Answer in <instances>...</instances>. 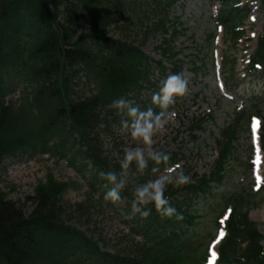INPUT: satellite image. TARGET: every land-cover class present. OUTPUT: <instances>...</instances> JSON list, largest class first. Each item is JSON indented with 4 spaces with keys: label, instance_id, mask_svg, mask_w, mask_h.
I'll return each mask as SVG.
<instances>
[{
    "label": "trees",
    "instance_id": "obj_1",
    "mask_svg": "<svg viewBox=\"0 0 264 264\" xmlns=\"http://www.w3.org/2000/svg\"><path fill=\"white\" fill-rule=\"evenodd\" d=\"M180 1L150 0L153 11L162 15L154 28L168 37L155 49L161 60L154 61L142 52L147 36L138 43L108 38L118 13L111 9L126 0H68L64 12L60 0H0V166L7 158L47 155L82 176L89 172L91 192L107 190L98 173L119 169L103 156L99 130L110 118L118 119L111 107L114 99L124 96L136 102L144 90L157 87L155 71L160 77L166 72L182 74L171 43L186 30L177 19L171 23V36L167 28L168 11ZM215 1L220 5L216 25L223 30L224 45L234 49L244 36L249 10L242 0ZM213 39L214 34L208 39L210 48ZM247 69L264 77V35L257 39ZM255 114L262 120L259 139L264 152V100L257 98L219 132L209 175H194L192 184L166 191L183 220L162 219L155 211L147 219L132 216V195L121 193L134 238L131 249L106 251L99 240L67 224L62 199L71 183L47 175L26 200L32 205L28 214L0 193V264H204L215 234L197 232L199 216L190 210L191 202L211 197L221 184L237 135L242 127L247 130ZM204 121L192 120L191 132L200 131ZM175 157L161 165L175 164ZM254 204L255 197L243 191L223 198L214 220V232L224 231L215 264H242L241 257L243 264H264L263 238L247 213ZM227 209V218L219 224Z\"/></svg>",
    "mask_w": 264,
    "mask_h": 264
},
{
    "label": "rangeland",
    "instance_id": "obj_2",
    "mask_svg": "<svg viewBox=\"0 0 264 264\" xmlns=\"http://www.w3.org/2000/svg\"><path fill=\"white\" fill-rule=\"evenodd\" d=\"M60 1V10L64 12L69 2ZM126 2L118 5L117 10L111 9L112 12L118 13L113 17L114 24L108 30V38L127 39L138 43L147 36L142 52L154 61L161 60L159 52L155 49L168 37L158 28H154V25L162 15L153 11L150 0ZM261 2L262 0H245L244 3H248L250 10L243 23L245 35L234 49L224 46L221 30L217 31L216 39L210 48L208 39L215 33L214 14L219 8L214 0H181L168 11L169 36L173 33L171 23L174 19L178 20L182 30H186L172 40L171 46L182 62V75L187 81V91L171 106L175 117L168 125L167 132L156 138L155 146L166 152L169 158L176 155V162L174 166L158 165L160 171L156 173L152 171L154 165L150 160L149 167L143 172L137 170L133 162L127 172V187L123 192L132 195L136 184L172 169H183L191 177L188 184L193 183L194 175H209L216 159L215 140L219 137V132L231 124L236 112L248 106L255 98H264V78L250 74L246 69L248 60L256 49L257 39L264 35V12L260 8ZM174 28L179 31L180 27ZM164 65L170 68L167 62ZM194 68L197 69L196 72ZM168 75L171 74L166 72L160 77L155 71L154 79L159 85ZM158 85L141 93L136 101L141 108L150 106L151 95L158 89ZM16 100L18 99L15 96L13 101ZM208 115L210 119L207 118ZM114 117L118 119L113 122L110 118L107 125H102L99 130V148L108 162L119 169L123 151L128 147L137 146V142L118 132L119 116L116 112ZM201 118L205 120L202 129L191 132V121ZM254 124L258 126L259 121L254 120L252 127ZM252 127L249 131L246 127L239 131L234 143V153L225 169L221 184L214 187L211 197L195 198L191 202L190 210L199 216L197 232L214 234V220L221 211L223 198L242 191L251 194L257 204L252 205L247 213L262 235L264 247V154L254 146L257 133ZM252 165L253 171L248 169ZM47 175H52L59 183L73 184L69 185L62 199L67 224L99 240V245L106 251L131 249L134 238L130 235L131 225L125 213L126 198L122 197L121 201L115 204L105 201V187L91 193L87 186L89 172L82 176L65 162H56L47 156L7 158L0 166V193L6 195L7 200L23 206L28 214L32 205L26 200L34 196L35 188L45 182ZM169 188L174 189L171 186ZM260 191L263 193H259ZM179 197L180 201L181 195ZM222 235V232H219L216 240L210 245V258H215Z\"/></svg>",
    "mask_w": 264,
    "mask_h": 264
},
{
    "label": "clouds",
    "instance_id": "obj_3",
    "mask_svg": "<svg viewBox=\"0 0 264 264\" xmlns=\"http://www.w3.org/2000/svg\"><path fill=\"white\" fill-rule=\"evenodd\" d=\"M187 91V81L181 73H172L164 78L158 89L151 95L150 106L141 108L133 99L120 96L112 101L111 107L119 116L118 132L128 135L137 146L128 147L123 151L119 160V172L116 170L100 171L98 173L105 182L107 191L104 200L115 204L121 201V193L126 189L127 172L135 162L137 170L143 172L149 167V160L153 162L154 173L157 167L169 159V155L157 148L156 138L168 130L175 112L171 106L183 97ZM108 147V145H105ZM191 177L183 169H172L136 184L132 190L131 214L147 219L153 211L162 219L175 218L183 220V213L170 203L166 191L169 187L179 188L187 185ZM243 264L244 258L241 257Z\"/></svg>",
    "mask_w": 264,
    "mask_h": 264
},
{
    "label": "bare ground",
    "instance_id": "obj_4",
    "mask_svg": "<svg viewBox=\"0 0 264 264\" xmlns=\"http://www.w3.org/2000/svg\"><path fill=\"white\" fill-rule=\"evenodd\" d=\"M254 132L256 133V131H257V127H256V125L254 126ZM254 144L256 145V148H258V144L256 143V142H254Z\"/></svg>",
    "mask_w": 264,
    "mask_h": 264
}]
</instances>
